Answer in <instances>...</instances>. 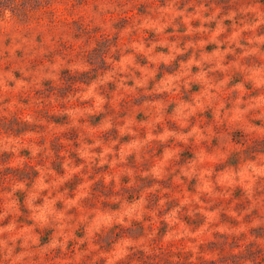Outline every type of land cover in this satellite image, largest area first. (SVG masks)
<instances>
[{
    "label": "rangeland",
    "instance_id": "1",
    "mask_svg": "<svg viewBox=\"0 0 264 264\" xmlns=\"http://www.w3.org/2000/svg\"><path fill=\"white\" fill-rule=\"evenodd\" d=\"M0 229V264H264V0H0Z\"/></svg>",
    "mask_w": 264,
    "mask_h": 264
},
{
    "label": "clouds",
    "instance_id": "2",
    "mask_svg": "<svg viewBox=\"0 0 264 264\" xmlns=\"http://www.w3.org/2000/svg\"><path fill=\"white\" fill-rule=\"evenodd\" d=\"M217 55H218V53H217ZM204 75H206V74L201 73L200 78L203 79ZM153 171H154V173H155V175H156L157 177L160 176V172H159V170L154 169ZM174 214H175V213H173V215H174ZM8 230L10 231L11 229L9 228ZM0 231H4V230H3V229H0ZM3 243H4L3 241H0V245H2Z\"/></svg>",
    "mask_w": 264,
    "mask_h": 264
}]
</instances>
